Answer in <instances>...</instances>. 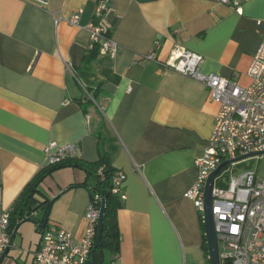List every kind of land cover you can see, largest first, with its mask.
<instances>
[{
  "label": "crops",
  "instance_id": "1",
  "mask_svg": "<svg viewBox=\"0 0 264 264\" xmlns=\"http://www.w3.org/2000/svg\"><path fill=\"white\" fill-rule=\"evenodd\" d=\"M97 1L0 0V215L47 166L46 144L75 143L78 163L100 167L107 158L125 174L109 264H210L203 212L185 191L218 104L202 82L164 63L185 48L204 56L202 71L249 84L264 43V0H239L238 10L218 0H110L100 22L114 55L94 48L84 27ZM79 10L77 24H54ZM84 167L54 169L36 194L54 198L47 223L75 240L96 184ZM39 243L35 223L21 222L0 264H35Z\"/></svg>",
  "mask_w": 264,
  "mask_h": 264
},
{
  "label": "built area",
  "instance_id": "2",
  "mask_svg": "<svg viewBox=\"0 0 264 264\" xmlns=\"http://www.w3.org/2000/svg\"><path fill=\"white\" fill-rule=\"evenodd\" d=\"M33 1L40 5L47 3V0ZM109 1H97L93 20L84 27L90 33L91 45L96 44L99 51L114 55L117 43L100 22ZM218 1L230 4L236 10L240 7L239 0ZM80 12L67 18L55 17L53 22L57 25L64 20L77 24ZM147 57L153 59L154 51L148 53ZM203 62V55L178 48L173 51L171 60L164 63L176 72L202 82L212 100L218 104L211 134L202 153L194 160L196 179L185 191V196L201 212L204 209L205 183L212 171L225 160L264 151V43L259 45L251 58L246 72L250 80L247 85L202 71ZM83 89L86 95L92 97L86 87L83 86ZM43 150L47 165H54L74 157L77 147L75 143L50 141ZM97 173L103 179L102 167L98 168ZM124 178L125 174L120 170H115L111 176V192L120 199L126 197L122 191ZM101 201V195L94 192L84 215V233L77 240L62 227L46 223L40 231L35 264H87L93 252ZM9 212L10 209L0 215V257L12 242ZM211 212L221 260L230 264H264V177L256 171H249L233 177L224 188L213 186Z\"/></svg>",
  "mask_w": 264,
  "mask_h": 264
},
{
  "label": "trees",
  "instance_id": "3",
  "mask_svg": "<svg viewBox=\"0 0 264 264\" xmlns=\"http://www.w3.org/2000/svg\"><path fill=\"white\" fill-rule=\"evenodd\" d=\"M93 46L94 48H98L96 44H94ZM87 90L90 91V89L88 88ZM103 159V161L101 160L102 164H100V167H102V174L104 176L103 179H101L100 175L96 173V170H98L99 168V164L98 166H95V163H78L76 160H74V158H68L62 160L57 164L47 165L40 169L35 174V176L24 186V188L12 203L9 212L10 236L21 222L27 220L35 223L37 230H42L40 226L43 223V219L46 213L49 211L51 200H40L37 198L36 194L40 192L39 185L48 173L52 172L56 168L63 166H86L84 168L88 169L89 172L91 171L96 180L95 186L92 189H89V194L92 197V194H94V192H98L105 203L104 213L102 217V234L100 240L101 245L93 249V257L90 256L88 258L87 264H93V262L100 263L102 253H104L105 250L109 251L111 254L117 253L119 247V237L117 231V209L119 208V198L118 196H116V194H113L111 192V176L115 170H113L107 164V158ZM92 166H94V168L93 170H90V167L92 168ZM38 213H40V216H36ZM203 246L205 249H207L206 242ZM221 264H230V262L221 260Z\"/></svg>",
  "mask_w": 264,
  "mask_h": 264
},
{
  "label": "water",
  "instance_id": "4",
  "mask_svg": "<svg viewBox=\"0 0 264 264\" xmlns=\"http://www.w3.org/2000/svg\"><path fill=\"white\" fill-rule=\"evenodd\" d=\"M262 154H264V151L239 156L233 160H225L220 164L219 168L212 171L207 178V181H206L205 187H204L203 222H204V229H205V236H206V243H207L208 257H209L210 264H221V259H220L219 251H218V243H217V238H216V233H215V227H214V222H213V215L211 212L212 189L214 186L215 176L221 167H223L229 163L239 161V160H242V159H245L248 157H252V156H260ZM88 198L91 200L90 194L88 195ZM53 199H51L50 204H52ZM104 206H105V203H104V200L102 199L101 204H100L99 218L97 221V229H96V236H95V242L93 245V249H95L101 245L100 240H101V234H102V217H103V213H104ZM48 215H49V211L46 213V215L43 219V223L41 224L40 228H43L45 226V224L47 223ZM15 232H16V229L14 230V232L11 235L10 242L12 241V239L15 235ZM7 250H8V247L2 253V255L0 257V262H1L2 257L6 254ZM92 255H93V252L91 253V257H93ZM103 259H104V253H102V258H101L100 263L103 262ZM93 264H99V263L93 262Z\"/></svg>",
  "mask_w": 264,
  "mask_h": 264
},
{
  "label": "rangeland",
  "instance_id": "5",
  "mask_svg": "<svg viewBox=\"0 0 264 264\" xmlns=\"http://www.w3.org/2000/svg\"><path fill=\"white\" fill-rule=\"evenodd\" d=\"M257 172L259 176L264 177V154L252 156L239 161H235L224 166L214 181L215 187H226L233 177H237L244 172ZM222 252V250H221ZM109 252H104V264H109Z\"/></svg>",
  "mask_w": 264,
  "mask_h": 264
}]
</instances>
